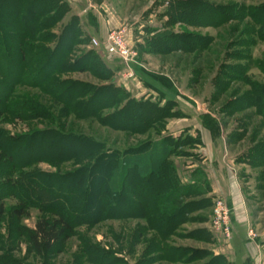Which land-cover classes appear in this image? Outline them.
Segmentation results:
<instances>
[{"label": "rangeland", "instance_id": "rangeland-1", "mask_svg": "<svg viewBox=\"0 0 264 264\" xmlns=\"http://www.w3.org/2000/svg\"><path fill=\"white\" fill-rule=\"evenodd\" d=\"M61 1L67 7L68 13L58 25L44 34L58 35L63 28L72 24L79 33L78 41L81 44L73 48L70 60L75 61L87 52L93 53L94 57L111 71V83L136 100H150L166 106L168 111L172 110L176 114V118L167 120L165 130L160 136L150 133L148 138L110 131L89 120L79 122L68 119V124H64L67 120L60 119L47 97L42 96L35 89L24 86L11 88L10 85H5L0 77V93L11 88L12 102H21L23 101L21 98L25 97V101L32 102L30 104L36 106V110L33 111L35 114L31 112L26 114L32 116L27 117L24 123L15 125L10 123L8 117L0 123V158L1 152L7 149L12 161L9 163L5 159H0V199L5 209L0 222V264H170L164 259L169 256L167 248L171 245L175 249H188L190 253L187 257L197 259L198 251L205 253L199 255L202 262L177 261L171 264H205L212 258L211 244L214 246L215 238L222 239L224 244L229 246L230 251L234 243V248L238 252V245L243 247L242 243L236 245L231 231L229 238L222 228H214L212 223L214 204L216 201H221L229 211L227 222L231 227L234 215L225 202L226 197L211 196L212 180L210 181L207 173L200 166L191 170L185 169L188 162L199 161L200 155L196 151L199 150V146L202 145L201 139L205 136L212 138L213 141L218 140L221 146L225 145V152H222L227 158H231L228 165L234 168L239 188L243 193L245 216H248V223L244 228H239V232L246 239L249 252L247 255L252 253L255 255L253 264H264V166L253 167L252 163L259 164L255 161L257 159L253 156L249 160L247 157L257 145L264 143V105L259 103L255 107L245 108L246 91L250 90V86L236 79V76H240L237 70L245 68L246 74L253 79L251 85L264 81V72L259 69L260 64H263L262 69H264V42L257 40L256 37L253 38L256 29L251 21L230 22L219 28L190 26L177 28L173 25L169 29L180 34L207 37L211 43L200 55L196 52L192 55L179 53L159 55L148 51V46H151L148 40V46L145 45L146 50L142 48L139 51L138 45L141 42L138 44L133 41L137 37L135 33L158 27L157 24L165 26L167 20L161 21L159 18L167 13V9L174 5V2L180 0H166L165 5L164 0ZM206 1L220 9L231 3L230 0ZM263 2L264 0H246L243 3L252 6ZM194 16L190 15V18ZM244 29L248 34L246 38L241 39L239 37ZM112 31L119 37L121 35V43L134 58L132 65L137 67L139 64L143 65V68L149 71L141 74L140 78L155 90H159L160 94L165 93L166 100L159 99L160 94L157 95L154 91L145 92L141 89L136 83L133 69L131 71L125 68L121 71L114 69L111 63L113 59H118L116 54L108 53L103 47L92 46V39L101 37L106 41L109 32ZM248 38L251 42L249 46L246 48L240 46L247 43ZM106 46H112L111 42L107 41ZM139 53H147L150 58L140 61ZM66 77L99 85L88 74ZM142 93L145 94L140 97ZM17 96L21 97L17 99L15 98ZM40 103L45 107H40ZM49 113H52L57 121L47 120L44 114L47 116ZM33 115L39 117L35 118ZM199 124L204 126L201 132H177V125L184 130L186 128L182 127L185 125L199 129ZM57 125L65 132L64 139H59L48 132ZM83 135L93 136L111 151L117 149L121 152L149 140L157 148L163 147L162 141L171 139L172 141L166 140L167 149L174 143L173 141L189 138L186 147L176 150V156L172 157L173 166L182 186H193L197 181L206 179L209 190L204 196L195 198V201L208 200L209 205H204L209 208L184 216V221L182 220V224L176 229L177 236L159 243L160 248L162 245L164 248L162 253H150L149 239L153 237L154 241H159L157 234L136 235L138 229L144 226L140 221L107 220L87 225L88 220L93 219L100 211V206L96 207L97 203H91L92 207L82 214L68 208L66 211L68 218L78 220L73 237L65 243L59 254L46 255L38 259L29 253L24 240L18 237L17 231L33 229L37 219L46 216L44 214L46 211L57 212L60 208L55 199L58 193L80 198L85 196L80 187H76L73 191L65 189L66 184L75 183L76 173L80 172L81 166H78L75 160L79 157L86 158L92 152L86 148L82 140ZM10 137H22L23 140L18 144H11ZM197 140H199L198 144H196ZM223 182L225 183V180ZM198 186L203 188L201 184ZM215 187L218 189V186ZM19 208L28 215L20 221L11 216L12 211ZM220 262V264H229L222 258Z\"/></svg>", "mask_w": 264, "mask_h": 264}, {"label": "trees", "instance_id": "trees-1", "mask_svg": "<svg viewBox=\"0 0 264 264\" xmlns=\"http://www.w3.org/2000/svg\"><path fill=\"white\" fill-rule=\"evenodd\" d=\"M244 1L230 0L231 3L221 9L206 0L176 1L167 9L165 27L180 24L185 27L219 28L230 22L249 20L256 29L253 38L264 42V2L247 6ZM67 13V7L61 0H0V77L5 85L35 89L52 102V108L60 119L67 120L64 124H68V119L79 122L89 120L101 128L127 133L129 136L148 138L150 133L160 136L167 120L176 118L172 110L168 111L166 106L150 100L130 97L111 83V71L93 53L87 52L75 61L70 60L73 48L81 44L78 41L79 33L72 24L63 28L58 35L44 34L58 25ZM190 15L195 16L191 19ZM247 34L244 29L239 38H246ZM249 39L240 46L248 47L251 43ZM150 42L151 50L159 55H192L195 52L200 55L211 40L163 30L155 34ZM260 67L264 72L263 64ZM242 69L237 70L240 76H236V79L251 87L246 91L245 108L255 107L259 103L264 105V81L251 85L253 79L246 74L245 68ZM79 74H88L99 85L66 77ZM11 88L0 93V123L8 117L10 123L19 125L35 114L33 111L36 106L25 101V97L21 98V102H12ZM39 106L45 107L41 103ZM30 112V115H26ZM44 115L49 121H57L52 113ZM54 128L48 132L64 139L65 132L58 125ZM83 137L86 148L92 152L86 158L75 160L81 166L80 172L76 173L75 183L66 184L65 189L73 191L80 187L85 196L80 198L58 193L55 199L60 208L57 212L46 211V216L37 219L33 229L17 231L29 253L38 259L59 254L65 243L73 237L78 220L68 218V208L82 214L92 207L91 203H97L96 207L100 206V211L88 220L87 225L107 220L142 222L144 226L138 229L136 235L150 233L159 237V241H154L153 237L149 239L150 253H162L164 248L163 245L160 248L159 243L177 236L176 229L184 221V216L209 208L204 205H209L208 200L195 201V198L204 196L209 190L206 179L197 181L193 186H182L173 166L172 157L176 156V150L188 145L186 142L190 141L189 138L173 141L167 149L166 143L171 139H164L161 143L163 147L157 148L149 140L121 152L117 149L111 151L93 136ZM22 140V137H10L9 142L18 144ZM198 143L199 140L196 141ZM251 154L247 156L249 160L254 156L259 163H252L253 167L264 166V143L257 145ZM1 155L2 159L12 162L7 149ZM4 213V204L0 199V222ZM11 216L18 221L28 217L20 208L14 209ZM167 250L170 254L164 260L170 264L177 261L202 262L199 255L204 253L198 251L196 259L187 257L190 253L188 249H175L171 245ZM220 260L211 258L205 264H220Z\"/></svg>", "mask_w": 264, "mask_h": 264}, {"label": "crops", "instance_id": "crops-1", "mask_svg": "<svg viewBox=\"0 0 264 264\" xmlns=\"http://www.w3.org/2000/svg\"><path fill=\"white\" fill-rule=\"evenodd\" d=\"M163 4H167L166 0H164ZM167 20V17L165 15H163L162 17L159 18V20L163 21V20ZM88 21V19H86ZM86 21V22H87ZM147 21V20H146ZM161 23V22H160ZM158 27L155 28H151L148 31L144 30L139 32V33H135L137 35V37L134 38V42L135 43H140V45H138V50H142V48H144L146 50L145 45L148 46V42L151 40V38L161 32V31H171L173 33H178L176 31H174L173 29H169L167 27H165L164 25H159L157 24ZM175 27H179L180 24H175ZM181 27V26H180ZM139 36V37H138ZM94 38V37H93ZM98 40H102V38H96ZM148 40V42H147ZM142 46V47H141ZM148 51L149 52H153L150 47L148 46ZM139 59L141 60H148L150 58L149 54L147 53H139ZM114 66V69H117V71H121L124 70V66L122 64V62L119 59H113L112 63ZM134 65V64H133ZM131 65L130 71L133 69L134 72V76L136 78V83L140 86L141 89H143L145 92L147 91H154L155 94L159 95L160 92H158L157 90H155L154 88H152L147 82H145L141 76V74L148 73L149 71L145 70L143 68V65L139 64V67L137 66H133ZM136 67V68H135ZM145 93H142L141 96H144ZM164 94V95H163ZM165 93H161L160 97L162 96V100H166L165 97ZM149 95H146V97H148ZM159 97V98H160ZM174 121V120H173ZM177 121H181L180 119H177ZM182 121H184L182 119ZM179 125H177V132L178 133H184V131H188V132H201V130H204V126L202 124H199V129H197V127H188L187 125H185L184 127H182L184 130L180 129V127H178ZM189 128V129H188ZM202 128V129H201ZM176 130V129H175ZM172 133V131H170ZM174 132V131H173ZM173 134V133H172ZM201 143L202 145L199 146V150L196 151L198 155H200V159L199 161L195 162H188L187 163V167L185 168L186 170H191L192 168H195L197 166H200L201 169H203L206 173H207V177L210 179L211 181V196H224L225 198V202L226 204H228V206L230 207V209L233 212V220H232V224H231V232L233 235V242H236V245L239 243H242L243 247H240V245H238V252L235 250L234 248V243H232V248L231 251L229 250V246H226V244H224L223 240L220 238H215V244L214 246L211 244L212 246V252L210 251V253L212 254V258H218V259H224L226 260L229 264H253V261H255V255L249 254L247 255L248 252V246L246 245V239L243 238L242 234L239 232V228L245 226V224L248 223V216L246 214V212L244 211L245 207V203L243 200V193L239 188L237 179H236V175L234 172V168H231L230 165H228V163H230V159L231 158H227L224 155L225 152V145H220L219 141H213L212 138L209 139V137L205 136L204 139H201ZM224 144V143H223ZM223 149V150H222ZM224 151V152H222ZM222 153V154H221ZM219 154H221L219 156ZM222 164L224 166H222ZM192 172V171H191ZM190 173V172H188ZM223 180H225V183L223 182ZM215 181V182H214ZM218 186V189L215 187ZM219 193H222L219 194ZM243 206V207H242ZM260 242V241H259ZM237 249V246H236ZM236 251V252H235Z\"/></svg>", "mask_w": 264, "mask_h": 264}, {"label": "built area", "instance_id": "built-area-1", "mask_svg": "<svg viewBox=\"0 0 264 264\" xmlns=\"http://www.w3.org/2000/svg\"><path fill=\"white\" fill-rule=\"evenodd\" d=\"M121 37V35H120ZM120 37L112 32H109V36L107 37L106 41L104 40H98L96 38L91 40L92 46L95 48L103 47L104 50H106L110 54H116L118 56V59L122 62L125 69L130 71V67L133 64L134 58L132 57L131 53L125 47L120 41ZM107 41H110L112 46L105 47L107 44ZM213 209V226L217 229H223V232H225V235L230 238V231L231 227L228 225V214L229 211H227L226 205H223L221 201H216L214 204Z\"/></svg>", "mask_w": 264, "mask_h": 264}]
</instances>
